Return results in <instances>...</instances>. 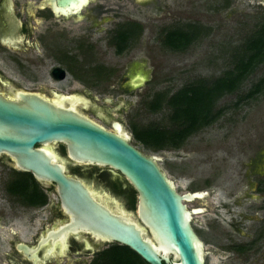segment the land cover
Here are the masks:
<instances>
[{
    "label": "flooded vegetation",
    "instance_id": "obj_1",
    "mask_svg": "<svg viewBox=\"0 0 264 264\" xmlns=\"http://www.w3.org/2000/svg\"><path fill=\"white\" fill-rule=\"evenodd\" d=\"M60 1L0 0V62L10 66L14 78L17 77L26 83L24 86L13 83L12 79L5 77L0 68V94L8 96L21 89L38 92L51 101L62 102L65 106L75 103L80 112L92 113L101 120L102 125L114 129L113 121L109 123L101 112L110 115L112 111L118 112L121 109L120 103H116L114 107L94 105L85 108L90 99L97 100L92 95V82H102L105 89H116L109 83L119 76L117 88L122 93L129 94L138 88H130L124 84L129 75L140 67L148 69L143 66L144 61L141 59L133 61L120 74L117 67L104 65L96 60L103 56L101 45L103 43L113 47L114 53L117 54L126 51L130 54L133 45L143 40L141 36L147 26L140 19V7L148 8L154 5L157 7L155 9L159 10L163 3L161 0H81L80 3L69 2L62 5ZM225 2V7L230 3L229 6L237 8L238 13L246 15L250 11L254 12L257 16L255 28L261 24L264 0ZM187 23L195 22L182 25ZM251 32L243 35L240 44ZM124 42L128 47L118 53L116 44ZM86 57L91 58L93 64H87ZM214 77L197 78L174 90L165 91L171 96L183 86H193L190 83L196 80H211ZM260 80L261 91L254 92V95L256 97L264 93V74L251 82L246 92L256 88L253 85ZM72 81L81 82L77 84L81 87H74ZM100 89L105 90L103 86ZM45 92H48V95ZM157 92L159 91L152 93L150 98ZM220 97L215 101L213 108L215 113L220 112L218 117L196 132L220 119L223 112V109L217 106ZM254 98L247 97L245 101ZM103 101L111 104L112 98L104 97ZM241 101L236 99L233 105L237 106ZM167 108L168 127H171L172 109L171 106ZM120 120L117 121L121 123ZM56 144L60 151L65 150L66 156L65 145ZM249 144L251 145L250 142ZM249 148L250 150L241 149L233 153L232 156L237 157L235 162L231 157H224L222 163L216 166V170L214 168L206 172L203 169L199 187L184 191L199 193L194 199L187 200L186 204L193 203V206L187 207L198 209L192 214L191 225L203 243L205 264H264V142L257 143V154L250 153L255 148ZM69 166H72L71 162L68 163L67 167ZM18 171L21 170L14 167L10 157L0 155V177L3 174L2 188L5 192V196L0 193V264H58L60 261L72 264V253L95 255L99 251L98 244H94L88 234H68L64 239L56 236L43 241L47 232L65 216L59 201L57 204L47 201L44 205H28L22 202L20 196L9 193L6 186L12 178L19 177ZM96 173L116 177L121 182L122 189L126 188L129 192L133 190L122 177L107 168L100 167ZM51 185L53 184L38 181V186L46 192L52 190ZM22 186H27L26 181ZM45 206L48 216L44 214ZM29 208L35 209L30 215L26 214V209ZM21 221L26 224L22 226L19 223ZM19 244L31 248L33 254L25 253L18 247ZM94 255L76 262L90 264Z\"/></svg>",
    "mask_w": 264,
    "mask_h": 264
},
{
    "label": "water",
    "instance_id": "obj_2",
    "mask_svg": "<svg viewBox=\"0 0 264 264\" xmlns=\"http://www.w3.org/2000/svg\"><path fill=\"white\" fill-rule=\"evenodd\" d=\"M140 72L144 78L130 74L124 84L143 85L148 72L142 67ZM136 78L140 81L132 82ZM74 104L65 106L21 89L8 96L0 94V155L10 157L14 167L30 172L37 181L53 184L65 216L43 241L88 234L94 244L127 246L148 264H205L203 243L191 225L198 209L186 204L199 193L179 192L158 163L163 156L144 153L132 144L113 112H101L109 123L113 121L114 129H110ZM92 106L89 102L85 108ZM120 106L128 107V103ZM56 143L65 145L66 156ZM69 162L72 166L67 167ZM100 167L133 188V204L128 201L129 190L122 189L116 177L96 173ZM18 247L33 254L31 248Z\"/></svg>",
    "mask_w": 264,
    "mask_h": 264
},
{
    "label": "rangeland",
    "instance_id": "obj_3",
    "mask_svg": "<svg viewBox=\"0 0 264 264\" xmlns=\"http://www.w3.org/2000/svg\"><path fill=\"white\" fill-rule=\"evenodd\" d=\"M161 1L163 5L160 10L150 6L140 7V19L147 26L141 36L143 40L133 45L134 48L130 54L127 51L122 54L114 53L113 47L102 43L103 56L96 58L99 63L117 67L120 74L133 61L143 59V66L148 69V80L141 87L130 91L129 94L122 93L117 88L119 76L109 83L118 90L105 89L102 82L98 84L92 82L94 84L92 95L97 100L90 99L89 102L97 107H112L116 103H128V107L112 112L118 120L121 119L122 126L132 137L130 142L144 153L163 156V161L158 160V163L168 177L173 179L176 189L184 192L198 188L201 171L204 169L210 172L214 168L216 170V166L222 163L224 157H231L234 161L237 157L232 156L233 153L241 149L250 150L249 147L252 148L251 150L255 148L250 153L258 152L257 143L264 142V93L251 101L242 99L237 106L233 103L238 96L246 92L251 82L264 74V61L255 68L237 91L220 97L217 106L223 109V112L216 123L190 135L179 148L154 150L144 146L134 139L132 124L169 126V109L166 106L155 112L145 107V101L151 97V94L155 91L174 90L197 78H211L221 74L231 65V55L240 48L243 35L255 28L257 19L252 11L244 15L236 12L237 8L229 6L230 3L225 7L223 5L226 3L225 0ZM186 22L202 24L209 28V31L207 35L202 36L184 51H173L164 46L162 43L164 30L173 26H181ZM85 61L89 65L93 64L91 58L86 57ZM0 68L5 77L12 79L13 83L26 85L25 81L12 76L10 66L5 62H0ZM79 83L81 82L72 81L74 87L80 88L81 86H77ZM101 86L105 90H101ZM45 93L48 95V92ZM104 97L112 98V103H105ZM248 142L251 145H248ZM3 181V174H1L0 193L5 196L2 188ZM51 188L52 190L47 191L48 201L57 204L58 197L54 185ZM193 205V203H187V206ZM44 208V214L48 216L47 206ZM26 211V214L30 215L35 209L29 208ZM19 223L22 226L26 224L25 221ZM110 244L100 243L98 248L101 250ZM93 255L94 253L73 255L71 256L72 264H80V260L89 259ZM76 260L79 261L76 262ZM58 264L64 263L60 261Z\"/></svg>",
    "mask_w": 264,
    "mask_h": 264
},
{
    "label": "trees",
    "instance_id": "obj_4",
    "mask_svg": "<svg viewBox=\"0 0 264 264\" xmlns=\"http://www.w3.org/2000/svg\"><path fill=\"white\" fill-rule=\"evenodd\" d=\"M209 28L196 23H187L185 26H173L165 29L162 43L173 51H184L192 43L207 35ZM117 52L128 47L126 42L116 44ZM231 65L219 76L211 80H196L190 87L183 86L173 95L167 91H159L152 98L145 101V107L150 111H158L162 107L172 109L171 127L148 124L137 126L132 124V133L136 141L154 150L179 148L185 140L204 125L214 121L219 114L214 112V103L222 95L237 91L247 76L264 61V15L258 25L240 48L231 55ZM262 80L255 83L254 89L238 96L237 101L245 98H254V92L261 91ZM259 91V92H260ZM19 177L12 178L6 186L9 193L18 195L24 204L44 205L48 201L45 190L38 186V181L30 172L18 171ZM26 181L27 186H22ZM128 201L133 204L136 192L130 190ZM90 264H148L129 247L118 243L99 250Z\"/></svg>",
    "mask_w": 264,
    "mask_h": 264
},
{
    "label": "bare ground",
    "instance_id": "obj_5",
    "mask_svg": "<svg viewBox=\"0 0 264 264\" xmlns=\"http://www.w3.org/2000/svg\"><path fill=\"white\" fill-rule=\"evenodd\" d=\"M131 76H132V78L133 77H138V76L144 78V74L142 72H140V69H136V71H134L133 73H131ZM139 81L140 80H138V78L132 80V82H139Z\"/></svg>",
    "mask_w": 264,
    "mask_h": 264
}]
</instances>
